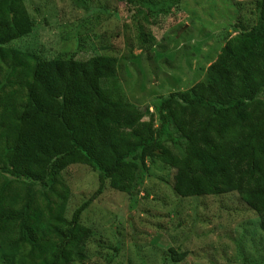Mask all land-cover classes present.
I'll return each mask as SVG.
<instances>
[{
    "label": "trees",
    "instance_id": "1",
    "mask_svg": "<svg viewBox=\"0 0 264 264\" xmlns=\"http://www.w3.org/2000/svg\"><path fill=\"white\" fill-rule=\"evenodd\" d=\"M255 7V24L233 26L205 81L159 97L150 113L128 99L117 58L43 60L9 47L34 22L24 0H0V264L83 262L82 215L107 184L136 196L155 162L175 171L179 198L238 194L264 234V0ZM137 44L150 52L155 39L142 32ZM181 141L183 154L166 146ZM74 165L100 187L68 220L69 192L58 186ZM169 253L173 263L188 255Z\"/></svg>",
    "mask_w": 264,
    "mask_h": 264
},
{
    "label": "rangeland",
    "instance_id": "2",
    "mask_svg": "<svg viewBox=\"0 0 264 264\" xmlns=\"http://www.w3.org/2000/svg\"><path fill=\"white\" fill-rule=\"evenodd\" d=\"M170 1L24 0L34 29L9 47L43 60L117 58L128 99L153 113L159 97L205 81L226 41L237 35L233 26L251 27L256 19V0ZM142 32L155 39L150 52L138 49ZM184 145L166 144L180 154ZM174 174L155 162L133 197L107 184L81 217L91 236L85 260L75 264H264L259 219L238 194L182 199L173 191ZM62 186L71 220L100 182L90 167L74 165L62 173ZM170 249L188 255L173 263Z\"/></svg>",
    "mask_w": 264,
    "mask_h": 264
}]
</instances>
